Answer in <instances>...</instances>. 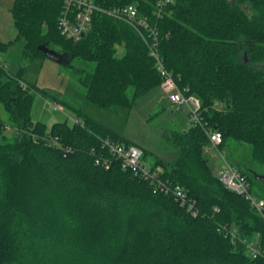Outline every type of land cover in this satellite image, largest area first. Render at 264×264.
<instances>
[{"label":"trees","instance_id":"trees-1","mask_svg":"<svg viewBox=\"0 0 264 264\" xmlns=\"http://www.w3.org/2000/svg\"><path fill=\"white\" fill-rule=\"evenodd\" d=\"M94 1L103 8L134 5L148 18L166 69L201 100L204 126L171 134L179 152L147 165L158 172L152 181L124 169L104 145L106 139L135 144L80 109L72 126L34 121L38 88L25 75L29 64L46 58L43 45L69 66L74 59L96 64L80 82L85 100L102 109H132L162 79L148 45L127 23L96 13L76 41L59 30L65 0H14L17 36L0 41V51L23 41L25 65L12 72L0 64V105L8 115L0 118V264H264V253L253 259L246 251L256 235L264 250V211L227 189L205 151L208 134L218 132L220 149L247 144L253 162L264 165V0H175L161 17L160 0ZM118 45L125 48L121 58ZM236 168L264 200L257 178L264 175ZM159 184L183 187L198 215ZM224 228L236 230L238 242Z\"/></svg>","mask_w":264,"mask_h":264},{"label":"rangeland","instance_id":"rangeland-1","mask_svg":"<svg viewBox=\"0 0 264 264\" xmlns=\"http://www.w3.org/2000/svg\"><path fill=\"white\" fill-rule=\"evenodd\" d=\"M1 35L5 43L14 41L17 36L11 13L7 12L6 19L4 15L3 19L0 18ZM22 42H16L8 50L0 51V64L12 72H17L25 65L19 50ZM116 50L117 57L125 55V48L122 45H118ZM95 67V63L77 59L72 61L71 66L55 63L48 58L29 64L25 78L28 83L35 84L38 88L32 107L33 120L48 126L67 120L72 126L78 121L74 109H80L135 144L134 146L147 151L145 160L147 165L151 166L155 157L167 162L172 161L179 150L170 140V136L174 131L184 132L190 128L187 111L171 108L160 89H155L140 98L132 109L118 108L110 111L95 107L85 100L86 88L80 82L82 73L94 72ZM41 91L45 94L42 95ZM133 95L134 89L131 87L128 96L133 98ZM0 118L8 121V115L2 105ZM14 134L13 128L9 127L6 130L8 141L12 140ZM0 142L4 140L0 139ZM207 155L210 158V166L217 175L220 171L226 170L228 164L264 175V165L253 162L251 148L247 144L231 141L224 149H212ZM253 192L257 196L262 195L256 184L253 186Z\"/></svg>","mask_w":264,"mask_h":264},{"label":"built area","instance_id":"built-area-1","mask_svg":"<svg viewBox=\"0 0 264 264\" xmlns=\"http://www.w3.org/2000/svg\"><path fill=\"white\" fill-rule=\"evenodd\" d=\"M173 3H175V0H160L158 5L160 8L158 17L162 16L161 11L165 5ZM96 13L123 21L137 31L148 45L150 56L155 60V67L162 79L160 90L168 99L171 108L175 110L185 109L187 111L189 123L193 126L198 125L203 127L201 100L197 96L188 94L186 90L178 87L174 77L166 69L158 51V32L149 23L146 16L140 15L138 9L134 5L103 8L98 6L94 0H65L64 10L59 21V30L61 34L68 39L80 40L83 38V35H86L90 30L93 16ZM215 106L217 109L222 108V105L219 103H216ZM208 135L210 137V146L205 149L206 153L211 152L212 149H218L222 139L221 134L218 132H210ZM104 145L121 161L124 169L130 170L147 180H157L158 172H152L147 166L144 160V151L140 147L125 145L111 139H106ZM218 176L227 189L245 197L250 201L257 212L263 213L264 200L255 197L251 192L250 183L236 167L228 164L226 170L220 171ZM159 187L162 191L171 192L182 205H186L190 215L193 217L198 215L196 203L187 199V194L183 187L180 185H172L171 189H167V187L162 186V184H159ZM219 231L222 232L226 238L232 239L233 242H238V240H236L238 238L236 230L224 228V230L219 229ZM239 241L242 243L247 242L243 239H239ZM246 251L253 259L258 258L261 253H264L259 235H256L252 242L246 243Z\"/></svg>","mask_w":264,"mask_h":264},{"label":"water","instance_id":"water-1","mask_svg":"<svg viewBox=\"0 0 264 264\" xmlns=\"http://www.w3.org/2000/svg\"><path fill=\"white\" fill-rule=\"evenodd\" d=\"M84 36L85 35H83V37ZM39 50L44 53L46 58L50 59L51 61H53L55 63L61 64V65L69 63L68 61H66L64 55H62V54H60V53H58V52H56V51H54L52 49H49L46 45L40 46ZM257 178L259 180L264 181V177L263 176H257Z\"/></svg>","mask_w":264,"mask_h":264},{"label":"crops","instance_id":"crops-1","mask_svg":"<svg viewBox=\"0 0 264 264\" xmlns=\"http://www.w3.org/2000/svg\"><path fill=\"white\" fill-rule=\"evenodd\" d=\"M13 2H14V0H0V18L1 19H3V15H4V18L6 19V14H7V12L10 13V8L13 5ZM0 41L2 43H5L2 39V35L0 36ZM11 41L12 40H10L9 42H11ZM11 46H12V44L8 48H10ZM20 46H21V48L19 50L21 51V54H22L23 48H24V43L22 42V45H20ZM8 48H7V50H8Z\"/></svg>","mask_w":264,"mask_h":264}]
</instances>
